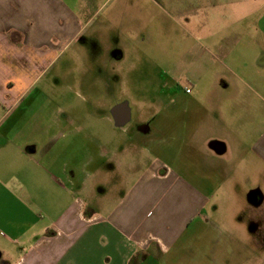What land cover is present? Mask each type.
<instances>
[{"label":"crops","instance_id":"obj_1","mask_svg":"<svg viewBox=\"0 0 264 264\" xmlns=\"http://www.w3.org/2000/svg\"><path fill=\"white\" fill-rule=\"evenodd\" d=\"M87 7L0 0L5 264H264V29L178 47L158 88L139 94L131 133L129 101L98 86L125 56L115 39L146 40L140 0H122L123 28L88 27ZM75 61L79 80L67 78ZM134 154L136 172L119 170Z\"/></svg>","mask_w":264,"mask_h":264},{"label":"rangeland","instance_id":"obj_2","mask_svg":"<svg viewBox=\"0 0 264 264\" xmlns=\"http://www.w3.org/2000/svg\"><path fill=\"white\" fill-rule=\"evenodd\" d=\"M72 1L74 4L77 3L79 7L84 6V4L88 5L86 11L91 17H89L88 27L93 24L99 25L105 17H108L115 28L123 25L122 0ZM140 3L139 19L142 28L145 27L147 30L145 42H139L141 38L139 36L135 38L133 35L127 40L126 34H124L125 37L121 34L120 39H115V49L124 47L125 56L116 59V65H113L111 60L106 62L102 74L107 75L108 79L99 82L98 86L99 89L106 90L108 88L114 92L116 102L129 101L130 107L134 110V118L135 111L138 108L135 102L138 100L142 102L143 99H147L139 98V94L158 88V82L156 83L155 78H158L165 69V63L171 61V59L174 60L173 58L177 56L178 47L180 49L183 44L189 47L194 43H201L208 34L211 36L209 43H217L220 40L218 36L222 35V28L227 27L228 30L229 26L237 25L238 28L242 29L243 34L248 31L254 34L261 28L264 29V0H140ZM131 4L134 5L135 2H131ZM133 10L134 8H132V14L127 12V22L124 23L125 26L132 25V29H134L135 20L138 19L134 16ZM132 20H134V23H132ZM185 27L189 32L185 31ZM214 31L215 34H213ZM217 32L221 34L218 35ZM248 39L251 40V37ZM74 50V46L70 45L65 49V56H69ZM62 60L63 58L51 69L52 74L61 70L60 63ZM70 66L73 75L68 74L67 78L76 77L79 80V76L84 72L82 68L80 69L82 65L75 61ZM65 72L67 71L65 70ZM93 72H99V70L95 69ZM110 79L111 81H109ZM69 83L73 82L69 80ZM86 88L87 82H82L80 89ZM124 91H128L127 97L122 94ZM109 109L111 110V108ZM148 114H144L143 117L146 118ZM134 118L131 121L132 125L134 124L131 133L138 130L136 118L135 120ZM120 157L122 161L124 157ZM131 157H125L126 163L125 161V164L121 162V167L115 162L118 169L128 173L136 172L135 169L138 167H134V163L135 161L138 162L139 159L135 154ZM147 158V156H141L142 162H147ZM98 197H101L100 193H98ZM7 261L9 259L0 256V264H5ZM156 264L167 263L156 261ZM236 264L262 263L261 258L241 256L237 258Z\"/></svg>","mask_w":264,"mask_h":264},{"label":"built area","instance_id":"obj_3","mask_svg":"<svg viewBox=\"0 0 264 264\" xmlns=\"http://www.w3.org/2000/svg\"><path fill=\"white\" fill-rule=\"evenodd\" d=\"M186 90H187L188 92H190V91H191V88L187 87ZM76 201H77V203L80 204V205H83V204H84L83 201L80 200V199H78V198H77Z\"/></svg>","mask_w":264,"mask_h":264}]
</instances>
